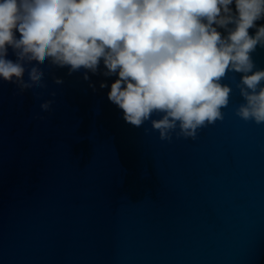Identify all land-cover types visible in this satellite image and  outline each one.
I'll return each mask as SVG.
<instances>
[{"label": "water", "instance_id": "1", "mask_svg": "<svg viewBox=\"0 0 264 264\" xmlns=\"http://www.w3.org/2000/svg\"><path fill=\"white\" fill-rule=\"evenodd\" d=\"M44 71V89L0 81V264H264V124L234 114L238 76L222 120L161 141L101 77Z\"/></svg>", "mask_w": 264, "mask_h": 264}, {"label": "clouds", "instance_id": "2", "mask_svg": "<svg viewBox=\"0 0 264 264\" xmlns=\"http://www.w3.org/2000/svg\"><path fill=\"white\" fill-rule=\"evenodd\" d=\"M258 50L264 0H0V81L44 89L45 68H66L96 91L90 77H101L121 119L149 123L161 141L195 140L222 120L232 91L226 75L239 77L243 103L234 114L264 124Z\"/></svg>", "mask_w": 264, "mask_h": 264}]
</instances>
